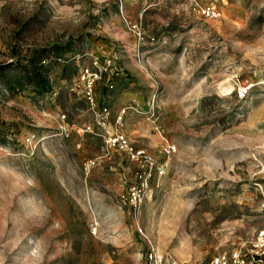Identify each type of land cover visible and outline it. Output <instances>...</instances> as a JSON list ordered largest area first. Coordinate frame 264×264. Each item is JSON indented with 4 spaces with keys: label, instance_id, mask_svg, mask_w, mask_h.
<instances>
[{
    "label": "rangeland",
    "instance_id": "obj_1",
    "mask_svg": "<svg viewBox=\"0 0 264 264\" xmlns=\"http://www.w3.org/2000/svg\"><path fill=\"white\" fill-rule=\"evenodd\" d=\"M119 136L162 166L138 207ZM262 229L264 0H0V264H210Z\"/></svg>",
    "mask_w": 264,
    "mask_h": 264
},
{
    "label": "built area",
    "instance_id": "obj_2",
    "mask_svg": "<svg viewBox=\"0 0 264 264\" xmlns=\"http://www.w3.org/2000/svg\"><path fill=\"white\" fill-rule=\"evenodd\" d=\"M201 10L207 15H215L214 10L210 7L203 6ZM113 143H119L138 164L137 180L129 186L126 194L130 205L138 207L147 197L149 178L156 173H162V166L157 165L145 150L131 146L124 136H119ZM145 260L147 264H186L170 260L154 250L146 253ZM105 264L113 263L106 262ZM210 264H264V229L260 230L248 245H238L228 252L214 254L210 259Z\"/></svg>",
    "mask_w": 264,
    "mask_h": 264
},
{
    "label": "trees",
    "instance_id": "obj_3",
    "mask_svg": "<svg viewBox=\"0 0 264 264\" xmlns=\"http://www.w3.org/2000/svg\"><path fill=\"white\" fill-rule=\"evenodd\" d=\"M39 62H36L35 64H38ZM37 66V65H36ZM38 66H41V65H38ZM38 66L36 67V69H38Z\"/></svg>",
    "mask_w": 264,
    "mask_h": 264
}]
</instances>
